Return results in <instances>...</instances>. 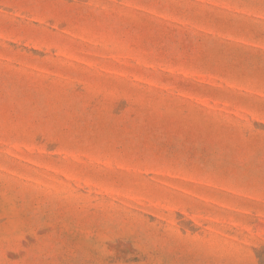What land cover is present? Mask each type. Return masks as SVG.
I'll list each match as a JSON object with an SVG mask.
<instances>
[{"label": "rangeland", "instance_id": "374dc122", "mask_svg": "<svg viewBox=\"0 0 264 264\" xmlns=\"http://www.w3.org/2000/svg\"><path fill=\"white\" fill-rule=\"evenodd\" d=\"M0 264H264V0H0Z\"/></svg>", "mask_w": 264, "mask_h": 264}]
</instances>
